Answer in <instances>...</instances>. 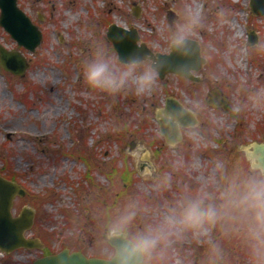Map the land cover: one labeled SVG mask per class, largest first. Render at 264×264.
Returning a JSON list of instances; mask_svg holds the SVG:
<instances>
[{"label": "rangeland", "instance_id": "1", "mask_svg": "<svg viewBox=\"0 0 264 264\" xmlns=\"http://www.w3.org/2000/svg\"><path fill=\"white\" fill-rule=\"evenodd\" d=\"M250 1L17 0L43 37L32 51L0 25V44L20 51L29 63L23 76L0 66V170L8 168L4 159L9 157V173L27 190L16 198L14 211L36 208L28 235L41 237L54 252L69 247L111 257L115 248L103 236L107 220L127 205L134 204L137 212L132 231L144 229L185 194L204 187L217 195L235 173L251 169L237 147L264 139V101L254 99L264 89V14L252 12ZM169 9L178 15L173 24ZM193 9H199L201 19L186 37L200 40L207 57L198 72L201 82L175 73L162 78L157 71L156 85L144 95L133 89L111 95L84 83L82 61L98 41L118 56L107 37L111 23L136 26L152 49L169 52L177 28ZM250 30L258 37L253 44ZM213 87L223 90L230 111L208 103ZM169 96L200 118L183 127L175 145L162 135L156 116ZM81 153L91 161L81 160ZM125 166L132 181L124 180L120 170L111 179L113 167ZM101 193L108 194L111 210ZM213 244L222 251L221 263L209 254ZM247 244L244 229L226 218L206 236L183 231L163 255L142 264H255ZM42 252L0 250V264H32Z\"/></svg>", "mask_w": 264, "mask_h": 264}, {"label": "clouds", "instance_id": "2", "mask_svg": "<svg viewBox=\"0 0 264 264\" xmlns=\"http://www.w3.org/2000/svg\"><path fill=\"white\" fill-rule=\"evenodd\" d=\"M187 15V22L174 34L177 44L183 43L187 33L200 23L199 9L190 10ZM82 73L87 87L111 95L127 89H133L137 95L148 94L156 85L158 75L151 65L142 67L135 59L121 60L103 41H98L82 61ZM254 99L264 101V89L258 90ZM136 216L135 205L129 204L107 226L113 237L122 238V264L163 255L172 238L183 231L206 236L212 226L226 218L244 229L255 264H264V167L235 173L217 195L204 187L187 193L158 222L132 231ZM209 254L214 260L222 258L216 244L211 245ZM176 264H180L179 260Z\"/></svg>", "mask_w": 264, "mask_h": 264}, {"label": "water", "instance_id": "3", "mask_svg": "<svg viewBox=\"0 0 264 264\" xmlns=\"http://www.w3.org/2000/svg\"><path fill=\"white\" fill-rule=\"evenodd\" d=\"M251 4L255 13L264 14V0H252ZM0 7V25L5 27L19 44L34 51L42 40L39 27L18 6L17 0H0ZM134 13L137 16L140 15L138 4L134 8ZM168 16L172 23L175 17H178L172 9L168 11ZM107 36L121 60L135 59L142 62L151 59L152 67L159 72L161 77L173 72L194 81L201 80L195 71H199L207 59L202 55L201 43L194 38L185 37L181 44L173 42L171 51L163 53L155 52L146 41H141V34L134 26L129 29L112 23L108 28ZM251 40L255 43L257 39L252 38ZM0 64L5 69L19 75H24L28 68L27 60L20 51L8 50L1 44ZM211 94L212 96L208 98L210 105L223 106L227 111L230 110V102L226 96H221L220 90L214 89ZM157 117L161 132L170 143H176L181 139V126L197 123L195 112L174 97H168L164 108L158 110ZM242 148L246 150L254 167H264V141L243 145ZM25 193V189L19 183L0 175V247L7 252L20 247L42 248L45 246L40 238L25 235V231L33 225L35 208L24 206L19 215L13 214L16 196L25 195ZM104 236L116 249L115 254L110 258L88 256L80 250L71 251L65 248L58 253L40 257L33 264H122V238L113 237L109 231ZM143 259L136 260L134 264H141Z\"/></svg>", "mask_w": 264, "mask_h": 264}, {"label": "trees", "instance_id": "4", "mask_svg": "<svg viewBox=\"0 0 264 264\" xmlns=\"http://www.w3.org/2000/svg\"><path fill=\"white\" fill-rule=\"evenodd\" d=\"M73 156H76V155H73ZM82 156L84 157L83 159H82ZM81 160H83V161H91V157L90 156H87V155H85L84 153H81L79 156H78ZM8 159H9V157H8ZM8 159H4V161H5V163H6V165H7V169H5V170H0V173L1 174H4L5 176H7V177H9V178H11V179H17V177L16 176H14V175H12V174H10L9 173V171L8 170H11L12 169V167L10 166V162H9V160ZM121 171V177L124 179V180H126V181H132V178H133V173L129 170V168H127L126 166L125 167H122L121 169H118V168H116V167H113V170H112V172L110 173H108L109 174V176L111 177V179H114L115 177H116V175L118 176V171ZM87 176L88 177H90V176H92L90 173H88L87 174ZM105 192H108V191H105ZM100 196L103 198V200L105 201V205H106V207H107V210L109 211V210H111V208H113V206L114 205H111V204H108V194H103V193H101L100 194ZM147 198V200H148V197H146ZM144 199V197H140V200H142V201H144L143 200ZM106 214H107V216H111V215H109L107 212H106ZM107 222L109 223L110 222V219H108L107 220ZM48 242V241H47ZM49 246V245H48ZM53 251L51 250V248H50V246L49 247H47V249L45 250V253L46 254H49V253H52ZM159 259H161V257L159 256V257H157L155 260L156 261H158V263L160 262V260Z\"/></svg>", "mask_w": 264, "mask_h": 264}, {"label": "flooded vegetation", "instance_id": "5", "mask_svg": "<svg viewBox=\"0 0 264 264\" xmlns=\"http://www.w3.org/2000/svg\"><path fill=\"white\" fill-rule=\"evenodd\" d=\"M218 261L221 263V261L218 259Z\"/></svg>", "mask_w": 264, "mask_h": 264}]
</instances>
